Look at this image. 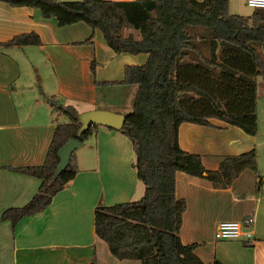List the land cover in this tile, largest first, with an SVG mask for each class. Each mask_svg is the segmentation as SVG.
<instances>
[{"label": "crops", "instance_id": "1", "mask_svg": "<svg viewBox=\"0 0 264 264\" xmlns=\"http://www.w3.org/2000/svg\"><path fill=\"white\" fill-rule=\"evenodd\" d=\"M31 30L38 34V44L0 46V212L26 202L38 185L37 178L6 165L40 163L54 124L62 122L61 113L51 109L38 87L77 113L104 108L124 114L136 86L112 81L122 78L125 64L142 63L146 57L142 52H114L100 31L83 21L58 25L35 7L0 0V41ZM128 31L139 37L137 30ZM255 111L254 134L213 117L209 124L182 121L177 126L179 147L199 154L209 169L224 155L256 150L255 168L241 169L226 187L174 171V194L185 202L178 236L182 243H195L192 251L205 264L214 259L221 264H264V101L257 92ZM74 154L77 171L45 208L14 224L0 219V264H140L113 256L93 230L97 202L112 204L142 193L131 165L130 141L97 124ZM247 215L253 217L249 239L213 237L218 221Z\"/></svg>", "mask_w": 264, "mask_h": 264}, {"label": "trees", "instance_id": "2", "mask_svg": "<svg viewBox=\"0 0 264 264\" xmlns=\"http://www.w3.org/2000/svg\"><path fill=\"white\" fill-rule=\"evenodd\" d=\"M2 1L35 7L42 17H54L58 25L83 21L90 29H98L114 52L146 54L142 63L125 64L122 78L112 81L135 84L136 88L120 127L106 126L130 141L131 165L143 190L136 199L97 202L93 230L120 259H137L140 264H205L192 251L195 243L179 239L185 202L174 194V171L226 187L241 169L255 168L256 150L251 147L224 155L216 168L209 169L199 154L179 147L176 130L182 121L209 124L213 117L248 134L256 132L255 76L264 81V8L242 15L229 12L228 0ZM125 29L137 30L139 37ZM195 36L206 40L208 52L201 49ZM89 40L90 36L84 39ZM39 42L38 34L31 30L13 34L0 41V46ZM38 90L51 109L64 113L68 120L54 124L40 163L6 165L38 179L26 202L1 210L0 219L11 224L45 208L52 195L73 177L77 171L74 150L54 174L56 151L69 137L82 141L97 126L91 124L76 135L77 111ZM208 264L221 262L214 259Z\"/></svg>", "mask_w": 264, "mask_h": 264}, {"label": "water", "instance_id": "3", "mask_svg": "<svg viewBox=\"0 0 264 264\" xmlns=\"http://www.w3.org/2000/svg\"><path fill=\"white\" fill-rule=\"evenodd\" d=\"M123 113L114 112L104 108H90L77 113L76 117L79 122L76 135H79L85 128L91 124H99L104 126H110L118 129L123 120ZM81 140L76 137H69L64 143H62L56 154L58 156V162L54 169V174L63 168L70 156V153L81 144Z\"/></svg>", "mask_w": 264, "mask_h": 264}, {"label": "built area", "instance_id": "4", "mask_svg": "<svg viewBox=\"0 0 264 264\" xmlns=\"http://www.w3.org/2000/svg\"><path fill=\"white\" fill-rule=\"evenodd\" d=\"M248 6L253 8H264V0H245ZM253 217L247 215L237 220H220L215 224L213 237L215 239L241 237L249 239L252 230L249 225L252 223Z\"/></svg>", "mask_w": 264, "mask_h": 264}, {"label": "rangeland", "instance_id": "5", "mask_svg": "<svg viewBox=\"0 0 264 264\" xmlns=\"http://www.w3.org/2000/svg\"><path fill=\"white\" fill-rule=\"evenodd\" d=\"M228 5V10L229 12L232 13H237V14H242V15H246L249 14L254 8L251 6H248L246 4L245 0H228L227 2ZM195 27H199V26H195ZM195 27H189V28H195ZM200 29H197V31ZM196 38V42L199 44V46L201 47V49L204 52H208V47H207V43L206 40H204L203 38L197 37ZM255 83H256V87H257V94H258V98L262 101H264V81L262 79L261 76L257 75L255 76ZM35 86H33L34 88ZM34 92V89H33ZM262 108V105L260 106V109ZM256 112V111H255ZM262 112V111H261ZM260 112V114L262 115V113ZM61 113V112H59ZM264 118V117H263ZM261 118V119H263ZM68 118L64 113H61L59 116V121H67Z\"/></svg>", "mask_w": 264, "mask_h": 264}]
</instances>
